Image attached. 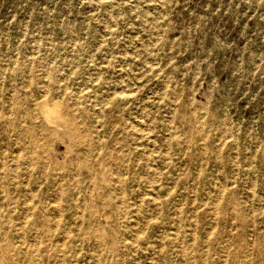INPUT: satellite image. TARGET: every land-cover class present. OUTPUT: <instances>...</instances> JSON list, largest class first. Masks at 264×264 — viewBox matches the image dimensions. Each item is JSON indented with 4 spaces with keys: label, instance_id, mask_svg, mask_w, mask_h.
I'll return each instance as SVG.
<instances>
[{
    "label": "rangeland",
    "instance_id": "1",
    "mask_svg": "<svg viewBox=\"0 0 264 264\" xmlns=\"http://www.w3.org/2000/svg\"><path fill=\"white\" fill-rule=\"evenodd\" d=\"M0 165V264H264V0H0Z\"/></svg>",
    "mask_w": 264,
    "mask_h": 264
},
{
    "label": "bare ground",
    "instance_id": "2",
    "mask_svg": "<svg viewBox=\"0 0 264 264\" xmlns=\"http://www.w3.org/2000/svg\"><path fill=\"white\" fill-rule=\"evenodd\" d=\"M37 45V44H36ZM42 45V44H41ZM37 48V47H36ZM31 54V53H30ZM99 65V64H98ZM94 69V68H93ZM46 70H48V69H46ZM120 71V70H119ZM58 74V73H57ZM30 77V76H29ZM78 77V76H77ZM30 79V78H29ZM48 80V79H47ZM30 82V81H29ZM43 82V81H42ZM27 86H29V83H28V85ZM31 90H32V88H31ZM45 90V89H44ZM27 91V90H26ZM33 92V91H32ZM37 94V93H36ZM43 94H45V92L43 93ZM29 95H30V93H29ZM61 95V94H60ZM32 96V95H31ZM40 96H41V94H40ZM62 96V95H61ZM77 96V95H76ZM95 99H96V97H94ZM35 100V99H34ZM54 102V101H53ZM92 103V102H91ZM34 104V103H33ZM106 104V103H105ZM171 104V103H170ZM92 105H94V104H92ZM99 105V104H98ZM34 106V105H33ZM41 111L43 112V114H44V117L49 121V122H54L55 121V119L56 118H59V119H61L62 118V115H61V112H60V109H59V107H58V105H57V103H54V104H52L51 106L48 104V103H46V102H42L41 103ZM175 108V107H174ZM76 109V108H75ZM169 109H170V107H169ZM66 113V112H65ZM36 114V113H35ZM198 114V113H197ZM10 116V115H9ZM201 116H202V114H201ZM198 118V117H197ZM203 118V117H202ZM136 119V118H135ZM93 120V119H92ZM146 120V119H145ZM201 120V119H200ZM199 121V120H198ZM136 123V122H135ZM134 123V124H135ZM145 123H146V121H145ZM144 123V124H145ZM143 124V125H144ZM149 124V123H148ZM102 125V124H101ZM145 125H147V124H145ZM151 125V124H150ZM153 125V124H152ZM74 126V125H73ZM146 127V126H145ZM147 127H149V126H147ZM144 128V127H143ZM97 129V128H96ZM144 130V129H143ZM149 130V129H148ZM151 130V129H150ZM201 130V129H200ZM41 131V130H40ZM95 131V130H94ZM99 132V131H98ZM41 133V132H40ZM148 133V132H147ZM203 134V133H202ZM167 135V134H166ZM171 136V135H170ZM19 137V136H18ZM203 137H204V135H203ZM219 138H220V136H219ZM201 139V138H200ZM204 139V138H203ZM100 139H98V141H99ZM203 143V142H202ZM48 147V146H47ZM100 148V147H99ZM32 149V148H31ZM202 149V148H201ZM43 150H45V149H43ZM97 150H99V149H97ZM56 151V150H55ZM145 151V150H144ZM29 152V151H28ZM89 152V151H88ZM206 152V151H205ZM31 155V154H30ZM95 155V154H94ZM18 156V155H17ZM58 156V155H57ZM32 157V156H31ZM3 158V157H2ZM15 158V157H14ZM18 158V157H17ZM16 159V158H15ZM48 159H49V157H48ZM48 159H47V163H48ZM31 160V159H30ZM79 160H81V159H79ZM2 162V161H1ZM53 162H54V160H53ZM49 164V163H48ZM15 165V164H14ZM18 165V164H17ZM29 165H30V163H29ZM1 166V165H0ZM48 166V165H47ZM17 166H15V168H16ZM22 167V166H21ZM55 168V167H54ZM46 169V168H45ZM148 169V168H147ZM151 169V168H150ZM56 170V169H55ZM152 172V171H151ZM157 172V171H156ZM156 172L154 173V175H156ZM16 173H17V171H16ZM58 173V172H57ZM26 175H27V173H26ZM25 175V176H26ZM28 175H29V173H28ZM55 175H56V172H55ZM73 175H74V173H73ZM153 175V176H154ZM2 176V175H1ZM20 176H21V173H20ZM19 176V177H20ZM24 176V175H23ZM30 176V175H29ZM29 176H27V177H29ZM151 176V175H150ZM194 176V175H193ZM18 177V176H17ZM60 178V177H59ZM149 178V177H148ZM29 179V178H28ZM226 179V178H225ZM20 181V180H19ZM27 181V180H26ZM57 181V180H56ZM30 182V181H29ZM60 182V181H59ZM222 182H223V180H222ZM221 182V183H222ZM227 182V181H226ZM2 183V182H1ZM17 183V182H16ZM23 183V182H22ZM3 184V183H2ZM227 184V183H226ZM17 185V184H16ZM223 185V184H222ZM30 186V185H29ZM40 186V185H39ZM14 187H15V185H14ZM32 187H30V189H31ZM38 188V187H37ZM29 189V190H30ZM222 190V189H221ZM25 191V190H24ZM54 191V190H53ZM21 192H22V190H21ZM32 192V191H31ZM24 193V192H23ZM9 195V194H8ZM31 195V194H30ZM58 197V196H57ZM76 197V196H75ZM77 198V197H76ZM155 198V197H154ZM58 199V198H57ZM217 200V199H216ZM122 201V200H121ZM55 202V201H54ZM58 202V201H57ZM56 202V203H57ZM26 203H27V200H26ZM60 203V202H59ZM59 207V206H58ZM59 209V208H58ZM179 209H180V207H179ZM32 211V210H31ZM216 212V211H215ZM24 213V212H23ZM26 215V214H25ZM31 215V214H30ZM179 215V214H178ZM191 215V214H190ZM193 217V216H192ZM25 219V218H24ZM179 219V218H178ZM26 220V219H25ZM217 220V219H216ZM254 220V219H253ZM35 222V221H34ZM195 222V221H194ZM36 223V222H35ZM22 225V224H21ZM214 226V225H213ZM15 227V226H14ZM192 227V226H191ZM22 228V227H21ZM230 228H232V227H230ZM18 229V228H17ZM230 230H232V229H230ZM24 231V230H23ZM177 231V230H176ZM193 232V231H192ZM209 232H210V230H209ZM23 235H24V233H22ZM209 234V233H208ZM137 236V235H136ZM193 236H194V234H193ZM135 237V236H134ZM204 237V236H203ZM135 239V238H134ZM182 239V238H181ZM40 241V240H39ZM135 241V240H134ZM206 247V246H205ZM40 248V247H39ZM162 248V247H161ZM11 250V249H10ZM46 251V250H45ZM26 253V252H25ZM182 255H184L183 253H182ZM76 257V256H75ZM183 257V256H182ZM41 258V257H40ZM27 261V260H26ZM224 263V262H223ZM222 263V264H223ZM221 264V263H220Z\"/></svg>",
    "mask_w": 264,
    "mask_h": 264
}]
</instances>
